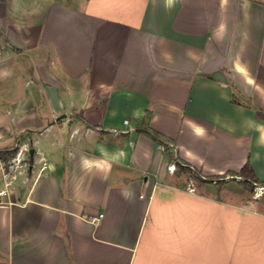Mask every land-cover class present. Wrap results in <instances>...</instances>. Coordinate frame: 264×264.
<instances>
[{
    "label": "crops",
    "instance_id": "0c3cea01",
    "mask_svg": "<svg viewBox=\"0 0 264 264\" xmlns=\"http://www.w3.org/2000/svg\"><path fill=\"white\" fill-rule=\"evenodd\" d=\"M258 111L264 0H0V151L30 154L0 183V264H135L145 229L151 264L160 225L186 233L192 200H215L185 171L248 163L264 185Z\"/></svg>",
    "mask_w": 264,
    "mask_h": 264
},
{
    "label": "rangeland",
    "instance_id": "374dc122",
    "mask_svg": "<svg viewBox=\"0 0 264 264\" xmlns=\"http://www.w3.org/2000/svg\"><path fill=\"white\" fill-rule=\"evenodd\" d=\"M16 147V153L8 160L0 158V183L6 185L13 181H21L30 164V154L28 149ZM21 152V154H20ZM20 154V155H19ZM187 169V168H186ZM189 170V169H187ZM191 170V169H190ZM234 174H224L217 182L212 178L202 180L194 171H185L184 178L194 183H203L215 200L193 199L191 205L194 207L191 219V228L184 233L183 229H167L166 223L160 225L156 234L153 254L150 256L151 264H255V255L262 249L263 245H255L254 229L248 228L250 223L257 220L249 208L255 200V196L261 193L253 182H245L236 179ZM193 183V182H192ZM223 191L225 203H240L246 205L240 213L224 209L221 211V202L216 201ZM264 202V193L257 196ZM197 206H207L208 212H196ZM219 206V212L212 207ZM238 223L241 224L238 230ZM247 226V228H246ZM144 236L139 242V249L135 259V264L141 257L146 239ZM263 235V234H262ZM255 247L260 248L258 251Z\"/></svg>",
    "mask_w": 264,
    "mask_h": 264
},
{
    "label": "trees",
    "instance_id": "16d2710c",
    "mask_svg": "<svg viewBox=\"0 0 264 264\" xmlns=\"http://www.w3.org/2000/svg\"><path fill=\"white\" fill-rule=\"evenodd\" d=\"M257 115L260 119L264 121V115L261 112H257ZM16 153V148H12L10 150H1L0 151V158L2 159H9ZM240 175L244 178L243 181L250 182L253 181L254 183L259 182L258 179L254 176V173L252 172V169L250 168V165L247 163L245 164L242 169L240 170ZM264 183V181H262Z\"/></svg>",
    "mask_w": 264,
    "mask_h": 264
},
{
    "label": "built area",
    "instance_id": "2783aa9c",
    "mask_svg": "<svg viewBox=\"0 0 264 264\" xmlns=\"http://www.w3.org/2000/svg\"><path fill=\"white\" fill-rule=\"evenodd\" d=\"M124 123L127 124V123H128V120L125 119V120H124ZM21 152H22V150H21ZM21 152H20V154H21ZM20 154H19V155H20ZM175 156H176V154H175ZM168 168H169L170 170L173 171V170L175 169V163L171 164ZM189 168H192V167L189 166ZM234 177H235L236 179H240V176H234ZM201 178H202V179H207L205 176H201ZM225 178H226V177H214V178H212V181H213V182H217L219 179H225ZM255 188H256L257 190H259L260 188H262V190H261L260 192H261V194L264 193V185H256ZM189 189H190V190H193L194 187L190 186ZM4 194H5V190H1V191H0V202H1V198H2V196H3ZM101 216H102V214H98L97 216H93V217H92V221L97 222Z\"/></svg>",
    "mask_w": 264,
    "mask_h": 264
},
{
    "label": "bare ground",
    "instance_id": "6f19581e",
    "mask_svg": "<svg viewBox=\"0 0 264 264\" xmlns=\"http://www.w3.org/2000/svg\"><path fill=\"white\" fill-rule=\"evenodd\" d=\"M261 195V193H258L257 196Z\"/></svg>",
    "mask_w": 264,
    "mask_h": 264
},
{
    "label": "water",
    "instance_id": "95a60500",
    "mask_svg": "<svg viewBox=\"0 0 264 264\" xmlns=\"http://www.w3.org/2000/svg\"><path fill=\"white\" fill-rule=\"evenodd\" d=\"M32 152V151H31Z\"/></svg>",
    "mask_w": 264,
    "mask_h": 264
}]
</instances>
